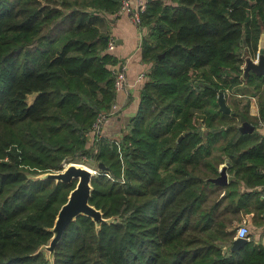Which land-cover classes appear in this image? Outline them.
Returning a JSON list of instances; mask_svg holds the SVG:
<instances>
[{"label":"trees","instance_id":"1","mask_svg":"<svg viewBox=\"0 0 264 264\" xmlns=\"http://www.w3.org/2000/svg\"><path fill=\"white\" fill-rule=\"evenodd\" d=\"M121 2L0 0V264H264V240L248 234L231 250L243 216L264 229L255 190L264 136L240 133L235 120L247 114L217 103L259 51L264 0L146 1L141 57L151 68L137 113L118 144L95 137L90 146L115 100L103 24ZM256 82L264 76L245 84ZM82 158L106 167L89 203L113 221L78 216L51 261L39 250L76 181L39 176ZM226 163L228 183H214Z\"/></svg>","mask_w":264,"mask_h":264},{"label":"crops","instance_id":"2","mask_svg":"<svg viewBox=\"0 0 264 264\" xmlns=\"http://www.w3.org/2000/svg\"><path fill=\"white\" fill-rule=\"evenodd\" d=\"M140 0H129L132 7H135ZM148 1V0H146ZM104 31H106L111 38L115 39L116 45L115 48L111 51H108L114 58H116V65L112 66V69L118 67V65L126 63L127 70V81L128 85L121 91H116L115 95V104L118 108V113L110 116L108 121L103 125L101 129V135L106 139H115L121 138L127 133V128L129 122L136 115L138 110V105L140 101V92L144 84V79L149 72L151 65L145 63L141 57V39L139 37V30L133 24L130 15L127 12H124L118 16L111 17L108 21H105ZM144 34L146 35V31ZM140 74H144L145 77L138 79ZM32 102L36 96V93L31 94ZM28 103L29 105L32 104ZM251 111V115L254 117H259V108L258 105ZM262 121L259 118V122ZM258 122V124H259ZM254 132H258L260 135L264 136V127L259 126ZM95 136L92 132L88 135V145L90 142H93ZM261 170V168L259 169ZM228 180L229 173H227ZM257 191H262V194H259L260 199L264 202V186L258 187L255 189ZM256 217L264 218V214L260 213V216L257 214ZM243 222L253 223V215L243 216ZM264 232V229H262ZM263 237L255 239L257 242H263Z\"/></svg>","mask_w":264,"mask_h":264},{"label":"water","instance_id":"3","mask_svg":"<svg viewBox=\"0 0 264 264\" xmlns=\"http://www.w3.org/2000/svg\"><path fill=\"white\" fill-rule=\"evenodd\" d=\"M163 56L160 55L159 58ZM246 66L244 68V79L246 80L251 73L258 76H264V43L261 42L258 56L256 60L251 57L245 59ZM217 103L219 105V112L229 115L231 112L228 106L223 92L218 93ZM238 130L242 134H251L255 131L256 127L250 123L244 115L240 116V124L237 126ZM229 163H226L221 168V174L212 181L216 184L225 185L228 183V176L225 172ZM97 168L105 171L106 167L103 163H98ZM94 177L93 171L90 168L81 166L78 163H70L63 171L49 172L40 175L39 178L46 180H54L57 183L62 182L70 184L76 181L74 189L69 193L67 201L61 206L51 232L53 233L49 244L44 245L39 251H45L48 254V258L52 261L54 258L55 248L60 242L64 230L80 215L90 217L99 227L102 223H111L113 219L103 218L102 212L96 209L89 203L91 197L92 185L91 181ZM242 224H239L241 226ZM238 226V227H239ZM248 240L246 238H235L232 243L231 250H236L241 245L245 244Z\"/></svg>","mask_w":264,"mask_h":264},{"label":"built area","instance_id":"4","mask_svg":"<svg viewBox=\"0 0 264 264\" xmlns=\"http://www.w3.org/2000/svg\"><path fill=\"white\" fill-rule=\"evenodd\" d=\"M145 10H146V0H140L135 7L131 6L129 0H122L121 8L116 14V16H118L124 12H127L130 15L133 24L139 30V37L141 39V42H142L143 37L145 36L144 30H143L144 28L142 27V20H141V16L145 12ZM115 45H116L115 39L110 37L108 39L107 51L113 50L115 48ZM126 70H127L126 63L120 64L118 65V67L113 69L115 91H121L128 85ZM144 77H145L144 74H140L138 76V79H141V78L143 79ZM118 112L119 111H118L117 105L115 104V102H113L108 112L102 113L97 117L92 127V131H91L92 134L98 139L103 138L101 135V129L103 125L108 121L110 116ZM259 125L264 127V122L260 121ZM120 140L121 138L112 139V141L116 142L117 144L120 142ZM119 153L122 156L120 147H119ZM69 164L70 163L63 162L61 171H63V169H65ZM90 169L93 171L94 176H97L98 174H107L103 172L99 173L94 167H90ZM260 172L264 174V168H261ZM248 234L249 232H248L246 225L242 224L241 226L237 228L235 238H238V237L246 238L248 240L249 239Z\"/></svg>","mask_w":264,"mask_h":264},{"label":"rangeland","instance_id":"5","mask_svg":"<svg viewBox=\"0 0 264 264\" xmlns=\"http://www.w3.org/2000/svg\"><path fill=\"white\" fill-rule=\"evenodd\" d=\"M105 23L106 22H104L103 25H106ZM103 31H104V29H103ZM263 41H264V37L262 36L261 42H263ZM257 54H258V52L256 53V56H257ZM256 86H257V88H256ZM256 86L251 85L250 88H248L245 85H240L238 88L239 90H237V91L239 94H242V97L238 98L237 96H229V97L227 96L226 102H227L228 106H230L231 108L236 107L241 112L246 113L247 117H248V121L250 123H252L255 127H257V129L259 130L260 125L258 124V122H259L260 117L257 118V117L252 116L251 111H254L253 109H255L254 107L256 106V104L258 105V108H259V103H260V101H262L261 95L264 93V84L258 86V83H257ZM32 96L33 95L27 96V103L32 102ZM235 124L236 125L239 124L237 119L235 120ZM122 138H123V136L121 137V139ZM92 143L93 142H90L89 145L91 146ZM77 162H79V163L83 162L84 164H80V165L87 167V168L94 167L99 173L103 172L102 170L97 168V163L93 159L82 158V159L77 160ZM241 224L246 225L248 232H249V235L252 239H257L260 236L264 238V232L262 231L261 227H258L257 225H255V223L243 222Z\"/></svg>","mask_w":264,"mask_h":264},{"label":"flooded vegetation","instance_id":"6","mask_svg":"<svg viewBox=\"0 0 264 264\" xmlns=\"http://www.w3.org/2000/svg\"><path fill=\"white\" fill-rule=\"evenodd\" d=\"M257 56H258V54H257ZM257 56H256V58H257ZM256 58H253V60H256ZM245 66H246V62L244 61V63H243L242 66H241V69H242V71H243V74H244V68H245ZM240 79H241V83L238 84V86H233V87H231V88L226 89V91L224 92L225 100H226L227 96H228V97H229V96H237L238 98H241V97H242V94H239L237 90H239L238 88H239L240 85H245V86H246L245 81H246L248 78L245 80V79H244V76H241ZM229 107H230V106H229ZM230 109H231V112H230L229 115L232 114V115L235 116V112L233 111V108L230 107ZM240 116H241V115H240ZM240 116L237 117V120H238L239 124H240ZM247 120H248V119H247Z\"/></svg>","mask_w":264,"mask_h":264}]
</instances>
